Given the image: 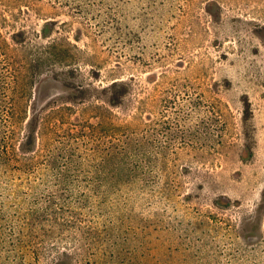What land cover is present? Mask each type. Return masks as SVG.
Instances as JSON below:
<instances>
[{"label":"rangeland","instance_id":"1","mask_svg":"<svg viewBox=\"0 0 264 264\" xmlns=\"http://www.w3.org/2000/svg\"><path fill=\"white\" fill-rule=\"evenodd\" d=\"M0 264H264V0H0Z\"/></svg>","mask_w":264,"mask_h":264}]
</instances>
